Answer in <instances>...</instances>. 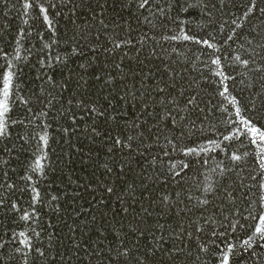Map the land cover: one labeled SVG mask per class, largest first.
I'll return each mask as SVG.
<instances>
[{
    "label": "trees",
    "instance_id": "16d2710c",
    "mask_svg": "<svg viewBox=\"0 0 264 264\" xmlns=\"http://www.w3.org/2000/svg\"><path fill=\"white\" fill-rule=\"evenodd\" d=\"M9 74L0 264H264V0H0Z\"/></svg>",
    "mask_w": 264,
    "mask_h": 264
},
{
    "label": "snow or ice",
    "instance_id": "6c2138e0",
    "mask_svg": "<svg viewBox=\"0 0 264 264\" xmlns=\"http://www.w3.org/2000/svg\"><path fill=\"white\" fill-rule=\"evenodd\" d=\"M24 7L25 9H28L31 7V4L25 3ZM40 11L41 13H44L46 10L44 8H41ZM44 18L47 21V16H45ZM185 39H187V37H185ZM216 63L218 64L219 62L216 61ZM11 81H12V76L11 74H9L4 80L3 90H2L3 99L0 100V136H3L6 132L5 122L3 121L2 118L6 115V113L9 110L8 98H9V89L11 87ZM250 131L252 132L254 136H258L261 141H264V132H261L259 129L254 128V127L250 128ZM41 139L44 144H47L46 137H41ZM117 143H120V141L117 140ZM234 159H239V157H234ZM36 164L37 166L42 167L39 160H37ZM24 219H27V217H24ZM260 225L261 227H257L256 229V234L264 238V216L260 218ZM245 243H248V242L246 241ZM228 260H229V257L227 255L223 257L224 264H228Z\"/></svg>",
    "mask_w": 264,
    "mask_h": 264
}]
</instances>
